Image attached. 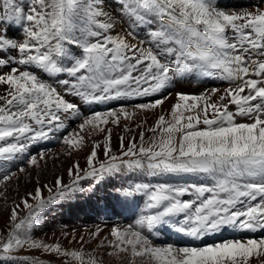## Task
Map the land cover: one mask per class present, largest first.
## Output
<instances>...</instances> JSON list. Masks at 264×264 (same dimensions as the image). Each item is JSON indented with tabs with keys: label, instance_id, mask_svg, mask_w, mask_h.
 <instances>
[{
	"label": "snow or ice",
	"instance_id": "obj_1",
	"mask_svg": "<svg viewBox=\"0 0 264 264\" xmlns=\"http://www.w3.org/2000/svg\"><path fill=\"white\" fill-rule=\"evenodd\" d=\"M114 3L127 18L124 34H112L114 17L103 11L104 0H0V161L24 158L37 165L44 155L30 154L35 144L63 133L58 142L77 150L85 132L88 138L103 134L105 157L98 159L101 142L93 141L87 168H69V177L75 176L70 184L58 177L54 187L43 186L47 198L41 187L27 193L20 202L24 217H18L20 204L10 209L0 264H17L15 255L24 248L54 254L63 264H102V257L85 253L82 236L81 248L69 250L33 232L42 211L76 192L93 194L96 184L123 172L202 180H134L114 188V198L140 197L142 204L133 222L112 227V239L98 245L111 248L108 255L125 254L128 264L137 258L138 264H249L253 254L264 256V239L158 242L161 230L192 241L225 230L264 231V8L225 9L218 0ZM12 29L19 35L10 36ZM192 78L229 87L216 100V87L177 92L170 119L161 115L147 129L154 134L148 146L141 132L139 145L135 137L126 145L121 137L112 151L107 126L130 120L137 110L156 109L175 82ZM74 121L79 132L68 131ZM14 176L15 170H5L0 185L6 188ZM82 180L93 184L85 189ZM99 235V229L90 233L92 240ZM71 242H77L75 235Z\"/></svg>",
	"mask_w": 264,
	"mask_h": 264
},
{
	"label": "rangeland",
	"instance_id": "obj_2",
	"mask_svg": "<svg viewBox=\"0 0 264 264\" xmlns=\"http://www.w3.org/2000/svg\"><path fill=\"white\" fill-rule=\"evenodd\" d=\"M219 6L225 9H245L255 11L257 7L264 8V3L260 0H218ZM103 11L109 13L114 17L115 27L112 34H124L127 30V18L122 16L120 8L114 0H104ZM156 25H152L155 27ZM19 35L15 29L9 32V35ZM141 38H144V30L138 32ZM130 43H135L131 37H128ZM216 87L219 91L212 98L213 100L223 94V89L229 87L226 82H221L214 79L201 78L197 80L192 78L190 80L175 82V86L170 89L172 95L164 101V103L154 110L141 112L137 110L130 120H125L123 117L120 119L118 125H109L111 128V148L115 153L119 149L120 138L124 137L125 145L129 140L135 137L137 145L140 144V133L145 134V146L151 142L153 133L148 132L147 129L154 126L156 119L163 115L165 119H170L171 107L176 103V93L183 92L189 94H199L205 91L206 88ZM5 86H0V94H3ZM71 99V97H68ZM152 98H145L150 100ZM99 109L112 107V105H98ZM235 111V107L231 106ZM131 111V108H129ZM76 123L73 122L72 127L68 131L75 130ZM130 129V130H129ZM53 134L49 140H42L30 148L31 155L43 153L44 158L39 159L37 165L29 166L24 158H18L12 162L0 161V175L5 170H15L16 176L6 182L7 187L0 185V238L6 237L9 225V214L16 204H20L18 209V217L27 215V210L23 208L20 202L26 198V194L34 192L37 187L42 188V196L47 198L49 193L44 185L53 186L55 180L60 177L65 185L71 183L75 176L69 177L68 170L76 163L79 164L80 169L87 168L86 156L91 152L93 141L101 142L100 147L97 148L98 159L103 160V134L92 135L88 138V133L82 135L85 139L77 150H69L62 142H58V135ZM24 167V172H19V167ZM83 175V172H81ZM134 180H142L144 182L160 183V182H185L192 181L199 183L202 178L200 177H171L166 175L150 177L144 173H128L114 175L106 178L104 181L95 185L94 193L90 194L89 191L83 193L76 192L71 198L62 200L57 203L55 207L41 212L39 216V223L37 224L33 235L37 239H42L45 243H61L62 247L69 250H79L81 244L78 242L82 236L84 238V251L86 254L96 255L98 258L102 257V264H128V256L119 254L116 256L108 255L111 248L103 247L98 249V245L102 240H111L110 230L112 227L126 226L134 221L135 217L139 214V208L142 204V198H114L116 192L114 188L131 183ZM85 189L93 184L92 180H82L80 182ZM6 197V199L4 198ZM187 198V197H186ZM28 203L34 204L31 199ZM99 229L100 235L96 240H92L90 233L96 232ZM162 231V235L158 238V242L164 243H178L185 244H208L219 242L227 239H264V231L249 232V231H230L225 230L218 235H209L202 241H192L185 237L177 236L171 231ZM63 233H68L67 238ZM75 235L77 242H71L72 236ZM156 239V238H154ZM88 258L87 255L85 257ZM17 264L19 261L26 260L31 264L33 260H38V264H63V258H58L54 254H43L38 250H29L27 248L21 249L15 255ZM139 258H137L138 264ZM75 264V262H74ZM249 264H264V256L253 254L249 258Z\"/></svg>",
	"mask_w": 264,
	"mask_h": 264
}]
</instances>
